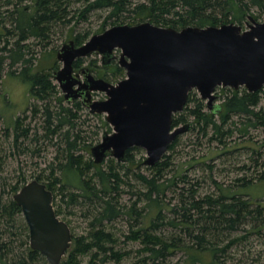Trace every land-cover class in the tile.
<instances>
[{
  "label": "trees",
  "instance_id": "trees-1",
  "mask_svg": "<svg viewBox=\"0 0 264 264\" xmlns=\"http://www.w3.org/2000/svg\"><path fill=\"white\" fill-rule=\"evenodd\" d=\"M81 1L83 7L78 14L69 15L70 0H0V81L4 75L24 81L28 99L33 100L19 115L6 117V129L10 128L11 132L6 130L5 136H11V146L17 152H38V145L43 141L58 144L48 174L37 173L35 179L45 183L52 191L53 206L58 216L63 213L62 203L84 210L85 231L81 234L71 232V246L61 264L120 262L129 251L115 249L118 238L108 226L122 214L128 215L124 238L138 242V251L146 253L143 263H161L175 250H181L184 253L181 264H225L224 259H220L221 254L241 239L231 236L234 231L246 224L251 231L264 228V205L257 198L239 192L241 186L254 184V180H264V155L260 163L256 159L257 168L253 175L237 179L241 180L239 187H222L212 180L213 191L201 194L194 187L198 181L189 183L182 176L180 182L184 183L180 187L177 180L164 177L171 166L170 155L165 152L154 164L146 165L149 176L133 171L146 187H143L144 191L137 192V198L130 206L121 205L118 199L120 186L127 180L122 178L120 171L124 169L125 176H128L131 168L137 169L142 164L143 158L134 159V150L140 148L129 147L125 152V161L117 162L109 156L104 166V160L95 163L92 158L80 153L77 149L80 141L87 150L91 145L85 143V136L79 127V110L83 107L79 101H63L52 78L51 68L55 66L35 65L34 46L45 49L57 25L68 24L73 16L85 20L94 9L108 11L101 31L108 19L115 21L123 16L180 29L187 25L240 24L248 19V15L256 18L258 14H253L252 8H256L257 12L263 11L264 0ZM88 36V31H84L73 34L71 38L80 44ZM30 39L33 41L29 42ZM50 51L43 54V59L52 56ZM84 60L81 59V62ZM96 60H89L88 66L95 67L98 76L109 82L124 77V69L117 62L103 68L96 66ZM222 89L217 113L206 110L203 100L191 90L182 110L173 115L172 126L189 123L190 129H197L202 137H206L207 130L211 129L208 140H216L220 144H225L226 138L232 136L235 130L243 136L250 127H264V107H258L264 98V86L256 91H247L244 87ZM36 118L40 122L34 125L32 122ZM102 125L107 123L102 120ZM177 144L178 135L166 151H174ZM258 154L261 157L262 153ZM2 162L0 156V170ZM124 162L132 166L125 168ZM26 182V178L20 175L10 185V196L4 198L0 194V264H49L40 251L30 247L28 227L20 206L13 199V194ZM185 182L189 183L188 187H185ZM169 187L174 190L180 187L177 191L179 203L169 208L170 215H165L160 198ZM58 194L59 201L56 198ZM141 199L147 201L145 207L148 210L137 207ZM162 225H168L173 230L164 234ZM224 239L228 240L227 243L220 245ZM16 241L20 251L15 254L13 243Z\"/></svg>",
  "mask_w": 264,
  "mask_h": 264
},
{
  "label": "water",
  "instance_id": "water-1",
  "mask_svg": "<svg viewBox=\"0 0 264 264\" xmlns=\"http://www.w3.org/2000/svg\"><path fill=\"white\" fill-rule=\"evenodd\" d=\"M93 52L103 64L117 57L125 76L112 83L83 70L79 80L72 74V61ZM56 57L62 65L53 71V78L64 97L73 99L82 93L89 110L104 113L112 128L90 147L93 161L101 163L109 156L125 161L126 150L137 146L145 150L143 164L152 165L177 135L190 128L189 123L172 126V117L182 110L191 90L217 113V86L247 91L264 86V21L248 15L245 28L234 22L180 29L149 21L115 24L78 46L72 40L65 42ZM91 91L103 92L105 97L92 100ZM13 199L28 227L30 247L49 264H61L72 233L55 212L52 191L33 178Z\"/></svg>",
  "mask_w": 264,
  "mask_h": 264
},
{
  "label": "rangeland",
  "instance_id": "rangeland-1",
  "mask_svg": "<svg viewBox=\"0 0 264 264\" xmlns=\"http://www.w3.org/2000/svg\"><path fill=\"white\" fill-rule=\"evenodd\" d=\"M134 1L141 2L144 0ZM82 3L81 0H70L68 6V10L70 11L69 15H77L78 10L83 7ZM252 10L253 14H258L255 18L256 20L264 21V10L258 11L259 13L256 8H252ZM107 14L108 11L105 9H94L87 14L85 20H79V17L73 16V19L68 24L57 25L50 34L49 44L45 49H41V47L37 45L34 46V64L39 67L61 66V62L56 57V50L61 44L68 39H72L71 37L73 34L78 32L88 31L89 36L101 32L100 29ZM112 20L113 18L108 19L105 22L104 28H108L115 24H136L141 22L138 19L132 20L130 17L124 16L120 17L118 20ZM245 20L240 23L243 28H245ZM31 41H33V39H30L29 42ZM48 51L52 53V56H50L49 59H43V54ZM94 58L97 59V63H99V56L93 55L86 57L84 65ZM53 81L56 83L54 79ZM193 93L200 97L196 90H193ZM222 93V86H217L214 90V94L216 95L215 103H220ZM95 97L100 98L102 95H97ZM31 101L33 100L30 98L28 99L27 84L24 83V81L13 76H3V80L0 81V156L3 161L0 170V194L2 193L4 198L10 196V185L13 184L20 175H23L26 180L29 181L35 178L37 173H43L44 175L48 174L49 164L55 160L53 157L56 153V146H58V144L43 141L41 145H38L40 147L38 152L32 153L30 150L17 152L11 146V136H5L6 130L11 132L9 127V129H6L7 127L5 125L8 116H11V114L19 115L23 109L27 108ZM203 102L205 103V100H203ZM260 106L264 107V98L260 100L258 107ZM205 109L208 110L206 107ZM79 115V127L82 129V134L85 136V143L94 145L100 141L104 130H112L109 123L105 121V114L103 113L91 114L83 107L79 110ZM102 120L107 123L106 126L102 125ZM35 122L39 124L40 121L36 118L32 124L36 125ZM108 127H110V129ZM207 132L208 135L202 137L197 129L189 128L178 135V144L175 150L166 151V153L170 155L169 159L171 166L169 170L165 172L164 177L169 180H177L179 182L178 186L180 187L184 183L182 181L180 182L182 176H185V180L189 183L198 181V184L194 185V187L196 186L198 188L197 193L201 194L213 191L215 186L212 180H216L222 187H228V185L239 187L241 180L237 179L242 176L248 178L253 175L255 168H257L255 164L256 159H258V163H260L264 155V127H250L248 133L243 136L235 130L232 136L226 138L225 144H220L216 140H208V136L212 131L208 129ZM55 140L56 139H53V141ZM139 148L140 149L134 150V159L143 158L145 155V150L141 147ZM77 149L85 157L92 158L90 150H87L81 141ZM258 153H262L261 157ZM113 159L117 161L115 158ZM106 162L107 159L105 158L103 166ZM123 165L125 168L127 166H132L126 162H124ZM133 171H137L139 174L145 176L150 175V171L143 162L137 169L131 168L128 176H125L124 169L120 171L122 173V178L125 181L127 180V183H123L120 186L121 191L118 199L121 205L125 204L126 206H130L131 202L137 198V192L144 191L143 187H146L143 185L141 179H138V176L133 174ZM189 183L185 182V187H188ZM253 183L254 184L241 186L239 192L257 198V200H260L261 204L264 205V180L259 182L254 180ZM180 187H177L176 190H174L175 188L173 187H169L168 190L165 191V194L161 196L163 214L170 215L169 208L179 203L177 191ZM56 198L59 201L60 195L58 194ZM146 202L147 201L144 199L138 200L137 207L140 209L144 207V210H148V208L145 207L147 206ZM62 204L63 213L60 214L59 217L69 222L68 224L71 232L76 234L83 233L86 227V220L82 214L84 210L79 206L74 207L66 206L64 203ZM127 219L128 215L122 214L108 226V229L118 238L115 249L129 251V253L116 264H151V262L148 261L145 263L142 262L146 253L144 251H138L140 245L137 241L124 238V234L128 227ZM249 227L250 226L246 224L242 229H238L231 234V236H239L241 239L235 241L224 254H221L220 259H224L225 264H264V228L259 231H251ZM161 229L164 234H169L173 230H170L171 228L168 225H162ZM227 241V239L220 241V245H224ZM13 245L15 251L13 252L16 254L20 251V248L17 246L18 241L14 242ZM183 258V251L175 250L172 255L167 256L164 261L156 264H181Z\"/></svg>",
  "mask_w": 264,
  "mask_h": 264
},
{
  "label": "flooded vegetation",
  "instance_id": "flooded-vegetation-1",
  "mask_svg": "<svg viewBox=\"0 0 264 264\" xmlns=\"http://www.w3.org/2000/svg\"><path fill=\"white\" fill-rule=\"evenodd\" d=\"M91 36V35H90ZM90 36H88L82 43H84ZM69 40H72L73 41V43H74V46H78V45H80V44H82V43H80V44H76L75 43V41L73 40V39H68L67 41H69ZM67 41H65V42H67ZM65 42H63L62 44H64ZM62 44H61V46H62ZM60 46V47H61ZM59 47V48H60ZM58 48V49H59ZM57 49V50H58ZM57 50H56V54H57ZM115 55H117V53H118V50H116L115 52ZM93 55H98V54H96V53H91V54H89L88 56H83V57H76L73 61H72V74H75V75H78V78H79V80H83V77H84V73H82L81 71H83V70H85L86 72H89V73H91L94 77H100V78H103V77H101V76H98L96 73H95V67L93 68H89V66H88V62H87V64H85L84 65V62H85V60H84V62H81V59H86V57H90V56H93ZM99 56V63H97V60L94 58V60H96V66H99V67H103V68H106V67H109V66H111V65H113L114 63H118V60H117V57H112L111 59H110V61H109V63H107V64H103L102 63V61H101V56L100 55H98ZM61 62V61H60ZM81 62V63H80ZM119 64V63H118ZM61 65H62V62H61ZM61 66H59V67H54V68H52V78H53V71H55V70H57L58 68H60ZM125 72V71H124ZM125 76V75H124ZM54 79V78H53ZM104 79V78H103ZM55 81H56V83H57V86H58V88H59V85H58V82H57V80L56 79H54ZM106 80V79H105ZM107 81V80H106ZM112 83H115V82H112ZM78 85L77 84H75L74 85V88H76ZM59 90H60V94L62 95V97H63V101L64 102H66V103H72V102H74V101H79L80 102V104H81V106L82 107H85L91 114H101V113H92L90 110H89V107L88 106H86L85 105V103H84V95L81 93L80 94V92H78L79 93V95L78 96H76L75 98H73V99H66L65 97H64V93L62 92V90L59 88ZM97 95H102V97H100V98H97V97H95V96H97ZM105 97V94L103 93V92H99V91H91V99L92 100H95V99H102V98H104ZM104 114V113H103ZM104 118H105V116H104ZM106 121V120H105ZM105 131V130H104ZM103 131V132H104ZM107 131V130H106ZM108 132H111V131H108ZM103 134V133H102ZM102 136V135H101Z\"/></svg>",
  "mask_w": 264,
  "mask_h": 264
}]
</instances>
